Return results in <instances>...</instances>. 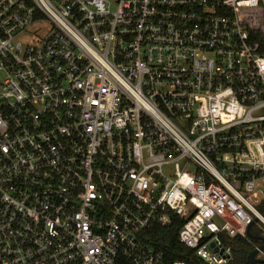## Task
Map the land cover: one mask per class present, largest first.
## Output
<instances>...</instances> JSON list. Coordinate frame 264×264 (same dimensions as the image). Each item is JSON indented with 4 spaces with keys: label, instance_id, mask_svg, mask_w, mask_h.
Segmentation results:
<instances>
[{
    "label": "built area",
    "instance_id": "obj_1",
    "mask_svg": "<svg viewBox=\"0 0 264 264\" xmlns=\"http://www.w3.org/2000/svg\"><path fill=\"white\" fill-rule=\"evenodd\" d=\"M260 182L264 0H0V264H227Z\"/></svg>",
    "mask_w": 264,
    "mask_h": 264
},
{
    "label": "trees",
    "instance_id": "obj_2",
    "mask_svg": "<svg viewBox=\"0 0 264 264\" xmlns=\"http://www.w3.org/2000/svg\"><path fill=\"white\" fill-rule=\"evenodd\" d=\"M261 11L255 9L254 16L251 21L247 22L249 27L255 28L261 23ZM256 209L264 214V201H260L255 205ZM180 221L175 220L166 227L158 224H153L150 228L139 233V239L151 247L163 252L165 261L172 262L175 260L184 261L187 264H201L200 261L193 255L192 250L188 249L178 241V230ZM251 233L259 235V231L251 226ZM225 242L231 247L232 257L227 264H248L247 257L250 251L254 249V245H260V241L253 239H245L240 236L228 239Z\"/></svg>",
    "mask_w": 264,
    "mask_h": 264
},
{
    "label": "water",
    "instance_id": "obj_3",
    "mask_svg": "<svg viewBox=\"0 0 264 264\" xmlns=\"http://www.w3.org/2000/svg\"><path fill=\"white\" fill-rule=\"evenodd\" d=\"M262 218H264V214H262ZM258 220L257 217H254L253 220L248 224L247 228H246V236L250 239H253L255 241H260L261 245H259L258 249L262 250L264 249V238L260 235H254L253 233H251L250 228L253 225V223H255ZM258 249L254 248L252 251H250V253L248 254L247 257V263L248 264H264L263 260L258 259L256 256L258 254Z\"/></svg>",
    "mask_w": 264,
    "mask_h": 264
},
{
    "label": "rangeland",
    "instance_id": "obj_4",
    "mask_svg": "<svg viewBox=\"0 0 264 264\" xmlns=\"http://www.w3.org/2000/svg\"><path fill=\"white\" fill-rule=\"evenodd\" d=\"M258 188L260 192L258 193V196L253 199L255 203L254 205L259 203L260 201H264V182H260Z\"/></svg>",
    "mask_w": 264,
    "mask_h": 264
},
{
    "label": "crops",
    "instance_id": "obj_5",
    "mask_svg": "<svg viewBox=\"0 0 264 264\" xmlns=\"http://www.w3.org/2000/svg\"><path fill=\"white\" fill-rule=\"evenodd\" d=\"M256 228V227H255ZM257 229V228H256Z\"/></svg>",
    "mask_w": 264,
    "mask_h": 264
},
{
    "label": "bare ground",
    "instance_id": "obj_6",
    "mask_svg": "<svg viewBox=\"0 0 264 264\" xmlns=\"http://www.w3.org/2000/svg\"><path fill=\"white\" fill-rule=\"evenodd\" d=\"M158 250V249H157Z\"/></svg>",
    "mask_w": 264,
    "mask_h": 264
}]
</instances>
